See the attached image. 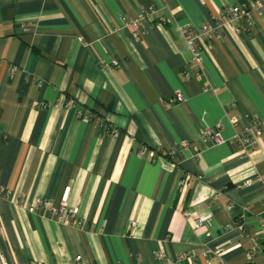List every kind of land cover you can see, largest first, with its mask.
Listing matches in <instances>:
<instances>
[{"label": "crops", "instance_id": "0c3cea01", "mask_svg": "<svg viewBox=\"0 0 264 264\" xmlns=\"http://www.w3.org/2000/svg\"><path fill=\"white\" fill-rule=\"evenodd\" d=\"M245 1L0 0L8 264H264V16L249 32L228 26L205 43L200 68L180 32ZM141 8L167 22L135 39L122 17ZM112 60L119 65L108 69ZM250 115L263 129L251 156L232 141H205L217 122L232 140L228 119L241 128ZM65 195L81 224L44 206L30 211L37 200L58 209Z\"/></svg>", "mask_w": 264, "mask_h": 264}, {"label": "built area", "instance_id": "2783aa9c", "mask_svg": "<svg viewBox=\"0 0 264 264\" xmlns=\"http://www.w3.org/2000/svg\"><path fill=\"white\" fill-rule=\"evenodd\" d=\"M255 16H264V0H247L245 2L236 4L226 9L216 17L214 24H204L200 27H194L192 25H187L180 28V32L186 42V45L191 53V62L196 64L199 68L202 64L201 53L204 50V44L212 41H216L224 38L223 30L232 26L236 34H241L244 32H249L254 27ZM122 20L126 27H129L133 31V37L139 39L142 36H145L150 29V25H160L167 22L166 18L162 16L160 10L157 8H151L149 10L141 8L139 14L136 17H126L123 16ZM119 65L118 60H112L110 64L106 67L108 69L116 67ZM17 72L16 67L10 69V77L13 78ZM183 77L185 79L192 78V75L188 71L183 72ZM197 78H201L200 70L195 73ZM41 85V83L39 84ZM184 100L183 94L178 93L174 99V103L178 104ZM72 103H70L71 105ZM78 117L90 120V115L84 113L82 110H78ZM107 121H110V118L107 116ZM230 125L235 128V134L232 137V140H227L222 135L224 129L222 122H217L211 127L206 128L203 131V137L211 145H222L229 141H232L236 144L239 153L243 157L251 156L259 146V141L263 136L262 122L256 115L247 116L246 122L241 128L239 126V120L235 117H230L228 119ZM113 133L116 134L117 131L113 130ZM1 139V135H0ZM189 145L187 143L181 144L178 149L186 150ZM195 154H199V149L194 147ZM68 195L63 197V203L60 208L56 209L52 206L49 201L37 200L30 207V211H35L37 208L44 206L48 209L53 210L55 214L59 217L60 220L65 222H74V224H81V221L77 219L78 210L77 209H68L67 206ZM242 219V218H241ZM244 220V218L242 219ZM203 222L202 219H195L193 221L196 227L200 226ZM241 220H238L237 224L239 225ZM137 226L136 220H131L130 229H134ZM241 227L244 225H240ZM262 232L264 233V224H262ZM156 256L161 260H166L167 255L165 253L159 252L156 253ZM188 257L183 254L180 255L179 259L182 260ZM80 260V257L77 258ZM0 264H8L7 258L3 252L0 251Z\"/></svg>", "mask_w": 264, "mask_h": 264}, {"label": "trees", "instance_id": "16d2710c", "mask_svg": "<svg viewBox=\"0 0 264 264\" xmlns=\"http://www.w3.org/2000/svg\"><path fill=\"white\" fill-rule=\"evenodd\" d=\"M88 115H90V119H91V118L93 119L94 116H93L92 114L89 113Z\"/></svg>", "mask_w": 264, "mask_h": 264}]
</instances>
